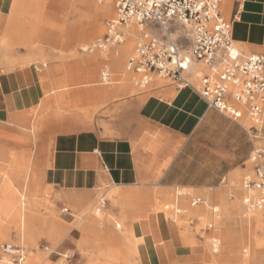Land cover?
Here are the masks:
<instances>
[{
  "label": "crops",
  "instance_id": "crops-1",
  "mask_svg": "<svg viewBox=\"0 0 264 264\" xmlns=\"http://www.w3.org/2000/svg\"><path fill=\"white\" fill-rule=\"evenodd\" d=\"M27 3V0H0V37L4 34L10 46H32L47 36L41 28L18 27L21 6ZM229 5L228 14L222 16L232 24L231 37L236 46L247 54L264 55V0H233ZM5 52L0 47V53ZM82 58L69 68L81 69ZM0 66L8 69L5 56L0 55ZM158 80L153 78L150 84L156 85ZM84 93L85 100L93 102L89 113L88 109L83 112L86 118L99 106L133 94L130 89L119 88L105 92L103 87L87 89ZM44 97V85L36 67L0 71V239L7 240L4 231L23 202L22 186L35 185L37 197L52 190L54 201L67 203L78 215L77 220L63 224L53 213L51 219L68 227V233L46 256L40 251L33 252L23 264H58L66 252H75L69 242L72 227L78 228L82 235L94 228L102 231L108 244H123L126 238L119 230L120 222L114 223L117 232H112L105 228V220L90 226L80 220V213L88 209L95 192L102 186H112L120 191L117 198L122 210L113 203L111 207L123 213L119 221L126 218L134 235L144 243L150 264H195L188 238L181 237L168 221L146 214L156 210L152 200L158 201L160 194L164 201L168 200L171 188H180L181 194L187 188L210 195L230 181L237 183L253 150L246 127L208 107L191 89H176L170 83L153 88L144 100L134 97L118 105L113 121L102 116L99 123L88 125L87 122L84 127L56 133L45 151L42 143L30 145L39 123L34 125L27 115ZM24 114L28 121L23 124L19 118ZM65 123L63 126L68 125ZM26 192L34 197L32 190ZM219 197L227 205L222 192ZM220 207L226 221L240 216L244 222L253 224L252 211L241 204L234 212L226 210L224 205ZM40 214L48 216L44 212ZM216 220V217L209 219L214 225ZM106 254L107 251H101L100 258ZM54 255L61 258L53 259Z\"/></svg>",
  "mask_w": 264,
  "mask_h": 264
},
{
  "label": "rangeland",
  "instance_id": "rangeland-1",
  "mask_svg": "<svg viewBox=\"0 0 264 264\" xmlns=\"http://www.w3.org/2000/svg\"><path fill=\"white\" fill-rule=\"evenodd\" d=\"M92 1L94 2L92 3V7L100 5L98 4V0ZM232 1L233 0H222L220 10L223 16L227 15L225 13L224 5L227 3L229 4V2L231 5ZM27 2V4L21 6V19L19 22H16L18 27L25 30H37L41 28L47 36L43 38L44 40H42V42L33 43L32 46H28L27 44H13V46H10L12 44H9L4 39L3 34V36L0 37V47L6 49V52L3 54L0 53V55L5 56L6 60L8 59L14 62L15 67L10 69L34 66L41 76L45 89V97L43 100H46L45 103L47 107L45 108V111L42 110L38 112L36 110L38 107L36 106L27 113L29 119H34L32 121L33 123H39V130L37 131L35 137L29 130H25L33 136V140L30 141L31 146H36L38 143H42L45 151H48L51 139L56 133L84 127L87 122L88 125L94 122L99 123L102 116L108 118L110 121H113L115 120V116L117 114L118 105L125 104L134 97H139L140 100H144L153 88L170 84L169 81L158 80L156 85L151 83L147 86V88L142 90L134 85L133 80L135 76L131 73L133 76L130 78V90L133 94L120 97L119 100L111 102L102 108L99 106L91 115L89 114V118H86V115L83 112L88 109L89 113L90 109L88 107L90 106V102L80 96L83 93L82 91L97 87H103V89L108 88L109 86L103 85L100 81V72L103 65L108 64L110 72L114 75L119 74L121 71H125L127 57L132 52L135 42L130 46L125 56L121 57L120 65L118 67L113 66L108 61L101 62L96 70L97 84L89 87V85L84 84L87 81L89 71L94 68L93 65L88 67V65L82 64L81 62V65H79L81 69L78 68V70L75 71L72 68H69L74 66L75 62L80 58H87L89 53L82 52L81 48L88 46L96 37L101 36L93 35L88 37V6L80 0H27ZM102 2H108L113 10L112 15L98 18V23L102 29L103 35L105 33V23L107 20L115 17V9L111 0H103ZM225 19L228 20L226 17ZM144 31H141L140 35ZM51 33H56L57 36H49L52 35ZM124 45L125 44L117 46L107 52V54L112 51L118 52L122 50ZM93 53L95 52L90 54ZM44 65L46 67H43ZM5 70H8L7 67L0 66V71ZM56 81L60 84H66L68 82H74L75 84L76 82V86L71 85L70 88L57 89L53 91L50 84L51 82ZM65 122H67L68 125L63 126L66 124ZM241 123L245 127H249L250 125L246 117L242 118ZM22 130H24V128H22ZM257 136L258 138L254 140V147L264 148V126L262 131L259 132ZM250 167V163L247 162L246 169L239 175L237 183L230 181L222 190H216L215 193L210 192L209 199L205 196L206 192L200 193L192 190L194 196L201 197L203 201L205 200L208 203L207 206H198L196 209H203L208 216H210L211 212L209 207H217V212L212 214V216L217 219L215 225L210 223V217L184 218L181 213L177 215V218H175L174 214L170 213L169 209L166 210L165 206H170L173 203L175 192L180 188L169 189L170 194L168 200L170 201H164L160 204V208L158 210H151L146 214V216L151 214L152 216H157L162 221H168L181 237L186 239L188 238V243L191 248L195 264H209L208 261H211L214 258H216L214 264H264V219L261 214L252 211L251 215H254L253 224L244 222L240 216H237L233 218L232 221L228 222L222 218V210L220 209L221 207L218 199L220 192H222L224 194V200L227 203V207L235 205L237 202L245 209L242 202V198L244 196V192L242 190V180L244 175L249 171ZM33 171L34 170H32V172ZM21 183L23 182L21 181ZM21 183L19 182L17 184L19 191L21 190ZM114 189L115 188L112 186H102L101 189L97 190L95 195L90 198L88 202V209L90 210V213H96V207L99 204V200L103 198L105 200V209L103 208L99 214L103 215V218L106 221L105 228L112 232H117L114 230V223L120 222L119 220L121 219L118 218L121 217L122 212L120 213L121 209L119 208L121 207L120 198H117L119 191ZM22 190L24 191V199L19 207H21L24 202L25 204L34 203L37 205L35 212L38 213L39 210L40 213L44 212L45 215L50 217H53V213H55L59 221L63 224L77 220L76 215H78V212L63 201H54V192L52 190H46V193L44 191L40 197H37L36 189L33 190L34 197L28 196L26 191L29 190H26L25 188ZM184 201L189 204V200ZM111 203H113V205L120 211L112 208ZM178 203V208L180 209V202ZM43 205H45V208ZM152 205L158 207V202L156 200H152ZM63 208H67L71 215L62 213L61 210ZM88 209L80 213V220H84V222L90 226L92 225L93 220L87 221L86 217L88 216ZM110 210L114 214V220L110 215ZM40 213L38 214L44 216ZM146 216L140 219H144ZM12 221L13 220H11V223ZM127 221L128 220L124 218L125 224H127ZM11 223L7 228L11 226ZM19 224L20 222L18 225ZM5 225L6 223L2 225V228H4ZM57 226L64 230L65 235L68 233V227L58 224ZM66 226L71 227L73 225ZM86 232H88V234L82 235L78 228L72 227L70 229L69 242H72L71 249L75 251V256L73 259L67 260V264H84L85 262L86 264H110L107 261H101L99 259V253L101 251H107V254L104 256H111V258L118 262L130 255L129 250L127 251V245H125V243L117 244L115 242H111L108 244L106 242V238L103 237L102 231L94 228H90ZM121 234L125 236L126 240L128 239L127 234L125 235L124 232ZM63 235H61L56 242H53L51 236L48 234V229L37 224L32 235L29 238H23L16 234V230L12 226L7 233V240L0 239V246L5 243L19 246L24 250L26 259L28 256H31L33 252L40 251L41 253H44V255L48 254L51 252L52 248L64 238ZM214 239L218 241L215 249L213 247L215 243ZM80 241H83L85 244L79 245ZM84 255L86 256V259H84ZM54 256L55 257H53V259L58 260L61 258L60 256ZM3 258L5 257L0 252V262H3ZM61 260H63V258ZM130 261L137 264H150L146 246L143 242L138 254L132 257Z\"/></svg>",
  "mask_w": 264,
  "mask_h": 264
},
{
  "label": "built area",
  "instance_id": "built-area-1",
  "mask_svg": "<svg viewBox=\"0 0 264 264\" xmlns=\"http://www.w3.org/2000/svg\"><path fill=\"white\" fill-rule=\"evenodd\" d=\"M111 1L115 17L107 20L105 33L96 37L85 53H107L124 43V29L129 24L145 25L148 28L136 40L125 63L139 89L147 88L153 78L166 80L176 89H191L208 107L235 122L242 124L246 117L253 150L248 159L251 167L242 180V201L247 210L259 212L264 219V148L254 147L264 126V55L247 54L236 46L232 24L221 14L222 0ZM111 77L108 64H104L101 83H110ZM184 189L183 194L176 192L168 208L174 215L181 196L191 207L204 203L191 189ZM104 207L102 198L96 212ZM209 210L215 214L217 207ZM61 211L70 215L67 208ZM214 241L215 249L218 241ZM0 252L9 264L24 263L25 252L19 246L5 243ZM65 256L71 260L75 253L68 251Z\"/></svg>",
  "mask_w": 264,
  "mask_h": 264
},
{
  "label": "bare ground",
  "instance_id": "bare-ground-1",
  "mask_svg": "<svg viewBox=\"0 0 264 264\" xmlns=\"http://www.w3.org/2000/svg\"><path fill=\"white\" fill-rule=\"evenodd\" d=\"M80 1L82 3H84L86 6H88V37L93 36V35H102L103 32L99 26L98 18L112 15L113 14L112 7L110 6V4L108 2H102L103 0H98V4H100V5L95 6V7H92V3H94L92 0H80ZM228 5H229L228 3L226 5H224V9H225L226 14H228ZM147 28L148 27L145 25L138 26L135 23H131L124 29V38H125V36H126V38H125V41L123 43L125 45L122 48V50H120L118 52L112 51L108 54L107 53H101V52H95V53L89 55L87 58H82L81 59L82 64L88 65V67H91L92 65L94 66V68L91 71H89V73H88V76H87L88 82L86 81V83L84 85L87 84V85H89V87H92V86H94V84H97L96 83V74H97L96 70H97V68L101 62L108 61L113 66L118 67L120 65L121 57L124 56V54H126V52L129 50L130 46L134 42H136L135 39L136 40L138 39V37L140 36V32L146 30ZM134 45H135V43H134ZM86 47H82L81 50H83V51L86 50ZM86 53H88V52H86ZM6 62H7L8 69L14 67L13 61H10L7 59ZM43 67H46V66L44 65ZM111 76L112 77H111L110 83L105 84L109 87L103 89L105 92H107V91L111 92L113 90V88H119L121 90L131 89L130 88V81H131L130 78L133 75L131 73H128L126 71V69H125V71H121L119 74H116V75L111 73ZM77 83H80V82H77ZM71 85L76 86V82H75V84H74V82H68L66 84H60L59 82L56 81V82H51V84H50L53 91L57 90V89H67V88H70ZM82 92L83 93L80 96L85 99L86 94L84 93V91H82ZM83 94H85V95H83ZM45 102H46V100H43L37 106L38 108L36 110L38 112L45 110V108L47 107ZM92 103L93 102L90 103V106L88 107L89 109L91 108ZM26 119H27V116H26V114H24L19 118V121L24 124L28 121ZM33 124L35 125L36 123H33ZM24 188L26 190H32L33 191L36 189V186L32 185L30 188H26L25 186H22V189H24ZM176 192H178V191H176ZM176 192H175V194H177ZM205 196L207 197V199H209L210 195L205 194ZM163 198L164 197L162 194H160L158 196V201H157L158 207L156 208V210H158L160 208L159 207L160 204L164 202ZM218 199H219V203H220V204L218 203L219 205H224L225 206L224 208L226 210L228 208L232 212H234L237 209V205H239V203L236 202L235 205H231V206L227 207L225 204L220 202V197H218ZM184 200H186L184 198V196H182L178 200V202H180V209H178V214L182 213L184 218L185 217L205 218L206 216H208V214L205 212V210L200 209V208L196 209V207H198V206L191 207ZM167 201H170V200H167ZM207 205H208V203L204 200V203L199 205V206H207ZM36 206L37 205H35L34 203L33 204L32 203L31 204H25V202H24L22 204V206L16 210V212L12 218L13 221L11 223V226L9 228H7L4 232L8 233L9 230L13 226V228L16 230L17 235H19L23 238H26V237L29 238L32 235V233L34 232L35 226L38 224L42 227L47 228L48 234L51 236V239L53 240V242H56L59 239V237L64 234V230H62L61 227L57 226L56 222L53 221L51 219V217L41 216L37 212H35ZM165 208H166V210H168L169 206H165ZM121 210H122V208H121ZM87 213H88V216L86 217V215H85V217L87 218V221L93 220V222H92L93 224L100 225L104 220L103 215L99 214L100 212H96V213L92 214V213H90V210L88 209ZM178 214L174 215L175 218H177ZM208 217L214 218V216H212V213ZM19 222H20V224H19L20 226L18 225ZM119 224H120V229H119L120 232L121 233L124 232L125 235L126 234L128 235V239L127 240L125 239V245H127V251L129 250L130 255L127 258H123L119 262L114 260L113 258H111V256H102V258H99V259L101 261H107L110 264H137L134 262L132 263L130 261V259L138 254V251H139L140 247L142 246L141 240H140V238H138L134 235L132 227L129 226L128 224L124 223V218L122 219V221H120ZM63 236L65 237V234ZM83 244H85V243L83 241H81L80 245H83ZM62 258H63V260H60L58 264H67L66 256L63 255ZM2 260H3V262H0V264H9L7 259L3 258ZM215 261H216V258H214L211 261H208V263L214 264ZM84 264H86V262Z\"/></svg>",
  "mask_w": 264,
  "mask_h": 264
}]
</instances>
